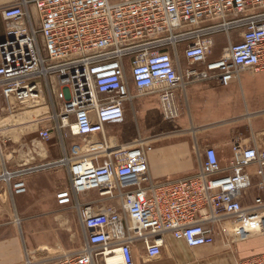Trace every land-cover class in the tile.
I'll return each instance as SVG.
<instances>
[{
    "label": "built area",
    "instance_id": "2783aa9c",
    "mask_svg": "<svg viewBox=\"0 0 264 264\" xmlns=\"http://www.w3.org/2000/svg\"><path fill=\"white\" fill-rule=\"evenodd\" d=\"M0 16V97L32 105L10 109L20 129L32 124L43 143L56 131L85 146L73 156L64 147L53 162L12 167L8 154L17 149L0 126V184L12 195L27 192L26 177L34 172L65 168L69 174L56 199L78 211L85 245L52 264H108L114 255L120 264H136V246L156 258L165 234L191 248L215 243L217 229L230 241L264 235V149L236 143L230 172L222 174L215 149L207 148L196 175L155 182L148 139L89 141L123 121L132 89L157 95L163 119L172 122L181 114L177 86L207 79L229 86L243 71L264 72V0H22L2 7ZM220 33L229 42L211 59ZM180 56L189 63L185 69ZM35 107L49 116L34 118ZM253 165L262 194L245 208L241 197L252 186L247 169ZM92 192L98 199H81ZM238 264H264V252Z\"/></svg>",
    "mask_w": 264,
    "mask_h": 264
},
{
    "label": "crops",
    "instance_id": "0c3cea01",
    "mask_svg": "<svg viewBox=\"0 0 264 264\" xmlns=\"http://www.w3.org/2000/svg\"><path fill=\"white\" fill-rule=\"evenodd\" d=\"M21 1L0 0V9ZM1 20L0 16V39L5 35V25ZM229 39L230 36L225 33L216 35L211 59L221 56ZM180 62L183 69L189 66L183 56H180ZM132 92L135 96L126 105V114L128 109L136 114L140 135L134 137L136 127L133 122L119 133L110 130V125L114 124L111 123L106 125L104 133L94 135L89 141L98 143L111 140L118 145H127L140 136L148 139L153 145V150L148 154V167L155 182L196 175L201 170L202 157L207 148L215 149L222 174L230 172L236 143L264 149V72L243 71L229 86H222L215 79L196 80L177 86L175 96L181 114L172 122L161 118L157 95L140 96L134 89ZM150 122L164 124L166 134L156 137L148 128L145 130V125ZM54 133L59 135L58 132ZM60 142L61 148L55 144L41 148L45 153L44 162L63 157L64 147L69 156L85 151L80 137L71 135ZM34 150L30 147V153L25 156L28 157L27 161L35 165L39 162L35 160L38 149ZM12 158L10 152L8 162L15 167L25 157L20 155L15 157L16 160ZM247 172L252 186L244 192L241 201L245 208H250L254 206L255 198L262 193L257 185L259 177L256 175V166H250ZM26 183L27 192L21 195H12L7 186L0 184V264H52L79 252L84 246L79 234H83L84 230L78 211L59 205L56 199V193L70 184L67 170L52 168L37 171L26 177ZM81 199H98V195L92 192L82 195ZM77 222L80 223V229L71 232L70 243L68 225ZM217 230L215 243L195 248L189 247L184 240L165 234L160 256L149 258L145 247L138 245L134 251L135 262L238 264L242 259L264 252V235L244 241H230L222 231Z\"/></svg>",
    "mask_w": 264,
    "mask_h": 264
},
{
    "label": "rangeland",
    "instance_id": "374dc122",
    "mask_svg": "<svg viewBox=\"0 0 264 264\" xmlns=\"http://www.w3.org/2000/svg\"><path fill=\"white\" fill-rule=\"evenodd\" d=\"M112 1H117V0H112ZM231 40L236 41L238 39L237 38H231ZM29 107H32V105L15 104L11 101H6L2 97H0V126L4 125L5 126L4 131H6V133H9L13 137V142H12L11 147L13 149H17V152L15 154H12V157H13L12 160H16L15 157L22 155V157H25L24 160L27 161L28 157L25 155L27 153H30V147H31L33 152H35L34 149H38L37 150L38 156H36L35 160L37 163L38 162L40 163V161H44V159H45L44 150H41V148L44 149V147L46 148L47 146H51L52 144L58 145V147L61 148V142H60L61 139L57 133H54L53 139L50 142H48L49 144L43 143L38 138V134H37L38 127L37 126H34L32 124L27 125L28 127L27 126L25 128L23 127L24 129H22L23 130L22 132L20 131L21 130L20 127H22V126H13V125H15L16 121H18L19 119H18V117H14V115H12L10 113V109L15 110L17 113H20ZM32 110H33V112H32L33 117L36 119H39L40 117H44V119H45L46 117L49 116L48 113H45V111L47 112L46 108L41 109V107H35V108H32ZM49 110H50V113L53 112V107L51 105L49 107ZM43 111H44V114H42ZM40 113H41V115L37 116ZM135 117H136V114L134 112H132L131 109H128L126 117L123 119V121L111 124L110 130L114 133L123 132L125 130V126L127 124H130L133 122L134 127H136V133H135L134 137L139 136L140 135L139 134L140 126L138 124L139 122H136L137 120H135ZM161 118H163V117L161 116ZM51 125L53 126V124H51ZM164 127H165L164 124L159 125L158 122H155V123L150 122L149 125H145V130L148 128L149 129L148 131H150L152 135H154L156 137L157 136L161 137V136H164L166 134ZM54 132H56V131H54ZM31 156H32V154H31ZM24 160H21V161L23 162ZM10 162L12 165L13 164L12 161H10ZM20 163H18V164H20ZM56 169H60V168H56ZM95 194L97 195V193H95ZM78 223L79 222L68 225L70 243L72 242L71 232L72 231L75 232V231H77V229H80V223L79 224ZM79 235L81 237V243L83 245H85V233L83 232V234L80 233Z\"/></svg>",
    "mask_w": 264,
    "mask_h": 264
},
{
    "label": "bare ground",
    "instance_id": "6f19581e",
    "mask_svg": "<svg viewBox=\"0 0 264 264\" xmlns=\"http://www.w3.org/2000/svg\"><path fill=\"white\" fill-rule=\"evenodd\" d=\"M21 123L19 122V121H17L16 123H15V125H13V126H19ZM21 129H23V128H21ZM108 264H120V258H119V255H114V256H112V257H110L109 259H108Z\"/></svg>",
    "mask_w": 264,
    "mask_h": 264
}]
</instances>
